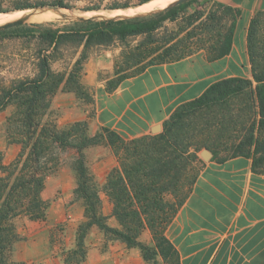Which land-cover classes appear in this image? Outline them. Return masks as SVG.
Wrapping results in <instances>:
<instances>
[{
    "label": "trees",
    "instance_id": "16d2710c",
    "mask_svg": "<svg viewBox=\"0 0 264 264\" xmlns=\"http://www.w3.org/2000/svg\"><path fill=\"white\" fill-rule=\"evenodd\" d=\"M149 1L151 0H116L108 5V8L126 9ZM189 1L132 17L84 19L68 31L45 28L40 24L19 29V33H14L11 28L0 30V42L30 36L39 44V51L33 57L34 69L31 74L17 77L9 83H5L4 76L0 74V112L11 103H15L18 108L16 114L10 118L8 133L12 140L24 143L29 149L25 157L19 154L9 163L5 162L0 151V264H17L11 260V255L21 237L14 219L21 214L36 220L46 215L49 205L42 192L53 167L52 160L56 148H73L77 151L74 166L77 175L75 194L83 198L85 205V221L77 229L76 249L72 251V256L66 259L68 263L71 258L76 259V254H80L82 259L85 258V238L94 225L128 247L140 249L146 261L155 262L158 257H162L164 261L175 259L179 262L178 251L167 236L166 229L184 200L175 205L163 201L161 196L165 186L163 178L172 163L171 160L165 159L168 156L164 154V150L168 148V134L173 124L185 114L225 103L230 98L244 93L246 88L252 87L253 80L240 76L219 80L201 96L180 105L171 115V121L165 122L166 128L162 133L124 139L109 127H103L96 134L90 135L86 120L72 122L66 128L58 126L51 113V96L64 81V76L53 71L51 61L55 52L59 51L66 41L84 42L83 55L76 61L75 68L66 79V84L69 85L73 81L77 82L75 69L88 58L86 51L92 45L109 47L115 43L126 44V58L137 66L141 65L132 76L142 72L149 65L184 58L191 54V49L186 47V37L179 38V34L172 31L169 36L159 40L157 34L166 22L178 19ZM214 5L231 16L229 27L225 31L223 26L218 29L212 45L214 54L211 57L221 58L231 52L239 11L218 2H214ZM44 7L71 8V5L66 0H0V12ZM100 8V5H96L87 10ZM214 10L212 9L210 14L218 16ZM214 19L218 22L217 25L221 24L219 16ZM254 28L255 18L252 19L248 33L252 61L255 60L251 48ZM136 37L142 39L131 47L129 41ZM156 43H161V48L153 47ZM117 78L116 81L109 80V89L116 88L127 76ZM253 78L256 81L253 92L259 102V122L264 127V72H258L254 68ZM82 87L83 85L77 82V87L68 90L79 92ZM103 138H107L120 158L121 168H114L109 173L104 186L113 204L112 214L119 227L110 225L107 216L103 214L99 190L87 165L86 149L100 144ZM249 144H255L254 163L264 164V141L254 143L251 139ZM243 147V144L239 145L237 151H242ZM121 150L124 151L122 155ZM169 206L171 211L167 213ZM146 227L152 232L153 245L141 239Z\"/></svg>",
    "mask_w": 264,
    "mask_h": 264
},
{
    "label": "rangeland",
    "instance_id": "374dc122",
    "mask_svg": "<svg viewBox=\"0 0 264 264\" xmlns=\"http://www.w3.org/2000/svg\"><path fill=\"white\" fill-rule=\"evenodd\" d=\"M115 1L66 0L71 8H31L34 9L31 17L19 20L24 22L10 28L14 33H19V29L31 28L34 24H40L45 28L68 31L78 26L84 18L103 19L86 16L85 13L123 9H109L108 5ZM96 5H100L101 8L87 10ZM212 9H215L214 11H217L221 18L220 25H217L218 22H215L214 19L218 16L210 14ZM254 18L255 32L251 48L255 60L252 61L248 42L251 75L247 77V79L253 80L254 84L252 87L246 88L244 93L230 98L225 103L185 114L177 123L173 124L167 138L166 147L168 148L164 150V154L168 156L165 159L172 162L163 178L165 186H163L164 191L161 196L165 202L177 205L186 199L202 168L203 156L201 153L203 150L209 149L221 157H229L240 152H253L255 144H249L251 139L254 143L264 141V127L259 122V102L253 92L256 85L253 78L254 68L258 72H264V11L256 13ZM230 23L231 16L225 14L223 9L217 8L213 0H190L185 4L184 10L176 21L166 22L165 26L158 31L157 38L161 40L173 31L179 34V38L186 37V47L191 49V54L204 50L212 56L214 54L212 45L216 32L221 26L225 28V31ZM2 29L8 28L0 30ZM188 35L189 37H187ZM141 39V37L132 38L129 45L133 47ZM161 46V43L153 44V47H157V49ZM38 47V41L30 36L6 39L0 42V74L4 76L5 83L33 72V57L37 55ZM84 48V42L66 41L61 49L55 52L54 59L51 61L53 71L64 76V81L51 96L52 117L57 120L60 128H66L70 124L65 120L66 111L58 106L64 93L72 92L77 97L82 112L88 108L90 114L94 112L91 104L95 101L96 86L84 82V76L87 73L86 63L90 57L100 54L106 49L117 51L114 70L111 73L99 72L98 80L111 75H117L110 79L112 81H116L117 77H130L138 67H141L126 58V44L115 43L109 47L92 45L86 51L88 58L75 69L76 80L83 87L79 92L70 91L69 88L77 87V82L73 81L68 85L66 79L75 68L76 61L83 55ZM108 84H110L109 81L106 82V85ZM17 110V105L11 103L0 112V151L6 163L13 161L19 154H23L25 157L29 152L24 143L12 140L8 133L10 118L16 114ZM167 121H171V117ZM165 128L164 123L160 131L152 132L149 135L162 133ZM241 144L244 145L243 150L238 152L237 148ZM120 153L122 155L124 151L121 150ZM77 155V151L73 148H56L54 150L53 167L46 178L42 192L44 200L49 205L46 215L44 218L36 220L26 214H21L14 219L21 238L14 246L11 260L17 264H179L175 259L164 261L162 257H158L155 262L146 261L140 249L130 248L124 242L113 239L96 225L91 227L85 238V258L82 259L80 254L79 256L76 254V259L71 258L69 263L66 261L69 256H72V251L76 249L77 229L85 221L84 200L75 194L77 175L74 166ZM86 155L87 165L101 197L102 212L107 216L110 225L119 227L117 219L112 214L113 204L104 186L109 173L114 168H121L120 158L107 138H103L100 144L86 149ZM170 211L169 206L166 212ZM141 239L153 245V236L149 227L143 231Z\"/></svg>",
    "mask_w": 264,
    "mask_h": 264
},
{
    "label": "crops",
    "instance_id": "0c3cea01",
    "mask_svg": "<svg viewBox=\"0 0 264 264\" xmlns=\"http://www.w3.org/2000/svg\"><path fill=\"white\" fill-rule=\"evenodd\" d=\"M213 1L239 11L229 54L212 58L200 50L149 65L109 89L106 82L117 75L98 80V74L114 70L117 51L103 50L89 58L84 76L96 86L94 112H82L77 97L64 93L58 106L66 111V123L86 120L90 135L109 127L133 139L162 128L180 105L213 83L250 77L248 33L256 13L264 11V0ZM211 152L209 159L202 157L200 173L166 231L179 264H264V164L254 163V151L229 157Z\"/></svg>",
    "mask_w": 264,
    "mask_h": 264
},
{
    "label": "bare ground",
    "instance_id": "6f19581e",
    "mask_svg": "<svg viewBox=\"0 0 264 264\" xmlns=\"http://www.w3.org/2000/svg\"><path fill=\"white\" fill-rule=\"evenodd\" d=\"M176 0H151L136 8L118 9V10H103L85 13L86 16L100 18H119L126 16H134L138 14L150 13L154 10L164 9ZM45 11V10H44ZM34 9L16 10L14 12H0V27L5 24L29 18L33 15ZM52 14V13H51ZM95 15V16H94ZM50 18V17H49Z\"/></svg>",
    "mask_w": 264,
    "mask_h": 264
},
{
    "label": "water",
    "instance_id": "95a60500",
    "mask_svg": "<svg viewBox=\"0 0 264 264\" xmlns=\"http://www.w3.org/2000/svg\"><path fill=\"white\" fill-rule=\"evenodd\" d=\"M186 1H188V0H176V1H174L173 3H171L170 5H168V6H167L166 8H164V9H167V8L172 7V6H175V5H179V4H181V3H183V2H186ZM35 9H38V8H35ZM41 9H58V8L44 7V8H41ZM160 10H163V9L154 10V11H152V12L160 11ZM4 13H7V12H4ZM150 13H151V12H150ZM144 14H147V13H144ZM138 15H143V14H138ZM134 16H136V15H134ZM126 17H132V16H126ZM119 18H124V16H123V17H119ZM84 19H89V18H84ZM84 19H82V20H84ZM22 22H24V21L12 22V23H10V24H8V25H6V26L0 27V29H1V28H10V27L16 26V25H18V24H20V23H22ZM160 129H161V125H157L156 127L153 128V132L156 133V132L160 131ZM202 156H203L205 159H209V157L212 156V152H211L209 149H205V150L203 151V153H202Z\"/></svg>",
    "mask_w": 264,
    "mask_h": 264
}]
</instances>
